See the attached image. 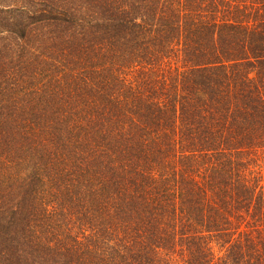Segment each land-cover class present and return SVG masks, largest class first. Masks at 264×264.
<instances>
[{
	"label": "trees",
	"instance_id": "16d2710c",
	"mask_svg": "<svg viewBox=\"0 0 264 264\" xmlns=\"http://www.w3.org/2000/svg\"><path fill=\"white\" fill-rule=\"evenodd\" d=\"M0 264H264V0H0Z\"/></svg>",
	"mask_w": 264,
	"mask_h": 264
}]
</instances>
